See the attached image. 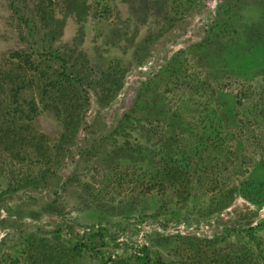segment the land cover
<instances>
[{
	"label": "rangeland",
	"instance_id": "1",
	"mask_svg": "<svg viewBox=\"0 0 264 264\" xmlns=\"http://www.w3.org/2000/svg\"><path fill=\"white\" fill-rule=\"evenodd\" d=\"M60 1L26 3L113 83L73 134L43 112L32 146L0 145V264H264V204L239 192L264 183V0ZM18 31L0 0V54Z\"/></svg>",
	"mask_w": 264,
	"mask_h": 264
},
{
	"label": "trees",
	"instance_id": "2",
	"mask_svg": "<svg viewBox=\"0 0 264 264\" xmlns=\"http://www.w3.org/2000/svg\"><path fill=\"white\" fill-rule=\"evenodd\" d=\"M87 1L61 0V13L80 19L87 9ZM6 6L17 21L19 31L17 44L0 54V145L4 151L18 156L25 150L23 145L32 146L35 139L30 133L35 130L34 122L41 113L49 112L60 121L62 135L73 134L80 125L90 91L113 81L109 68L94 78L89 59L81 48L83 30H79L70 43L60 44L64 17H56L51 9L40 7L34 14L26 0H6ZM102 91L108 90L103 88ZM58 154L57 148L52 160ZM52 160L46 162L45 169L39 170L40 174L49 172ZM247 185L250 187H242L239 192L250 202L263 205L264 183L251 181ZM263 228L264 221H260L256 226L245 227V233L250 236L254 230ZM93 244L88 238L82 239L75 243L73 250L92 251ZM152 264L166 263L157 260Z\"/></svg>",
	"mask_w": 264,
	"mask_h": 264
}]
</instances>
